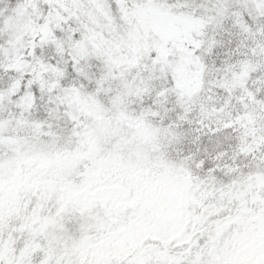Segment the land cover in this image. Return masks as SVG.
<instances>
[{
	"label": "snow or ice",
	"instance_id": "1",
	"mask_svg": "<svg viewBox=\"0 0 264 264\" xmlns=\"http://www.w3.org/2000/svg\"><path fill=\"white\" fill-rule=\"evenodd\" d=\"M0 264H264V0H0Z\"/></svg>",
	"mask_w": 264,
	"mask_h": 264
}]
</instances>
